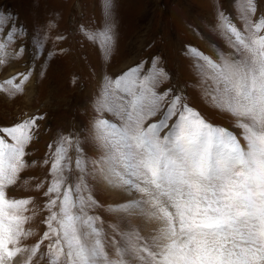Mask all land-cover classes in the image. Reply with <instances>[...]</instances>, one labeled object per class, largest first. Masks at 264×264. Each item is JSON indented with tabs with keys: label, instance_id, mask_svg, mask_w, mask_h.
<instances>
[{
	"label": "snow or ice",
	"instance_id": "snow-or-ice-1",
	"mask_svg": "<svg viewBox=\"0 0 264 264\" xmlns=\"http://www.w3.org/2000/svg\"><path fill=\"white\" fill-rule=\"evenodd\" d=\"M229 2L216 0L207 27L227 38L232 54L218 50L216 60L189 43L183 55L194 61V75L206 91L211 88L212 99L245 121L239 126L246 146L231 131L206 122L190 103L188 84L178 83L160 56L141 58L115 78L103 77L102 90L92 98L95 114L81 129L61 136L44 193L47 231L35 245L27 242L32 233L25 226L32 201L7 198L6 188L25 169L26 148L43 117L0 126V264H34L45 254L49 264H60L62 256L64 264H264V18L252 20L249 13L256 9L248 0L241 31ZM102 16L99 28L80 25L77 31L106 61L118 42L115 0H102ZM10 23L0 14V28L17 46L6 54L8 45L0 42V67L5 55L16 59L29 45L35 49L27 72L0 83V92L15 96L24 93L37 61L47 63L63 49L45 54L46 34L39 38L35 29L30 35ZM190 27L203 35L200 25ZM70 147L77 153L71 177L63 163ZM89 147L95 158L88 156ZM97 184L127 196L107 209L121 213L125 224L112 226L114 256L101 242V217L89 214L101 207L93 195ZM141 216L163 222L151 244H138L140 233L130 227ZM43 241H48L46 253H40Z\"/></svg>",
	"mask_w": 264,
	"mask_h": 264
},
{
	"label": "rangeland",
	"instance_id": "rangeland-1",
	"mask_svg": "<svg viewBox=\"0 0 264 264\" xmlns=\"http://www.w3.org/2000/svg\"><path fill=\"white\" fill-rule=\"evenodd\" d=\"M215 2L115 0L118 42L112 50L111 58L105 61L101 59L95 45H84L77 31L80 25L93 30L100 27L103 19L102 0H0V14L11 18L9 26L22 25L29 30L30 35L35 29L39 38L47 35L45 54L49 50L58 52L63 49L47 63L43 59L37 61L35 72L23 94L10 96L7 92H0V126H11L34 116L43 117L38 121V129L26 148L25 169L16 183L6 188L7 198L32 201L28 206L30 211L26 213L29 221L25 225L32 233L27 241L30 245L41 241L43 233L47 231L44 220L48 215V197L44 193L53 179L52 156L61 136L81 129L95 114L92 98L97 91L102 90L103 77L115 78L141 58L160 56L161 65L173 74L175 80L188 84L190 103L206 122L231 131L241 146H246L243 130L239 126L245 121L212 99L211 88L206 91V87H201V78L194 75V61L183 55L184 46L189 43L216 60L218 50L225 55L232 54L233 49L227 38L209 31L207 27L213 18ZM252 3L256 11L249 15L255 23H259L264 18V0H252ZM247 4L248 0H230L228 5L231 19L241 31L245 29L241 17ZM193 24L200 25L202 36L192 30L190 25ZM6 31L0 28V42L8 45L5 49L7 54L14 52L17 46L8 43ZM58 36H65L67 40H58ZM213 44L217 47L214 48ZM34 51V47L29 45L22 57L12 59L5 55V65L0 67V83L20 72H27ZM41 64L44 65L42 76L39 75ZM207 85H211V80L207 81ZM108 118L113 122L119 121V117L109 115ZM49 145H52L51 151ZM87 154L95 158L96 150L89 147ZM76 156L74 147H70V159L63 162L68 166L66 175L70 177L76 173ZM93 195L101 207L91 209L89 214L101 217V221L97 222V227H103L104 230L101 242L106 251L114 256L110 243L111 237L115 235L112 226L124 228L125 224L120 219L121 213L109 212L107 209L124 202L127 196L123 191L103 184L95 186ZM162 223L155 217L141 216L130 227L140 233L138 244H151V237L158 234ZM47 244L48 241H43L40 253L47 252ZM64 261L65 257L62 256L60 264H64ZM34 264H49V258L45 254Z\"/></svg>",
	"mask_w": 264,
	"mask_h": 264
}]
</instances>
